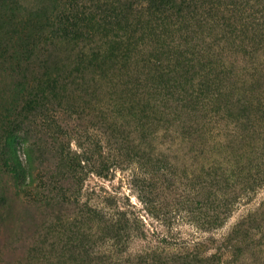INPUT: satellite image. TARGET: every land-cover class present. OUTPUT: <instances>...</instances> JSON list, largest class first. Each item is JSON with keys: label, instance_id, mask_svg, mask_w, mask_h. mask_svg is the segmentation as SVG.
<instances>
[{"label": "rangeland", "instance_id": "obj_1", "mask_svg": "<svg viewBox=\"0 0 264 264\" xmlns=\"http://www.w3.org/2000/svg\"><path fill=\"white\" fill-rule=\"evenodd\" d=\"M192 2L0 0V264H264V0Z\"/></svg>", "mask_w": 264, "mask_h": 264}, {"label": "trees", "instance_id": "obj_2", "mask_svg": "<svg viewBox=\"0 0 264 264\" xmlns=\"http://www.w3.org/2000/svg\"><path fill=\"white\" fill-rule=\"evenodd\" d=\"M149 2H150V6L147 7V9H150V11H152V10L158 11L159 8L162 6L164 8H167V9H169V8L174 9V7H176V6H181V5H186V4L188 6H190L193 4L192 0H181V2H177V0H149ZM112 10L114 13V14H112V15H114L113 18H115V19L119 18V20H121V21H123L125 19V16L123 13V12H125V10L120 11L119 8L115 7V6H114V8H112ZM118 11H119V13H116Z\"/></svg>", "mask_w": 264, "mask_h": 264}]
</instances>
